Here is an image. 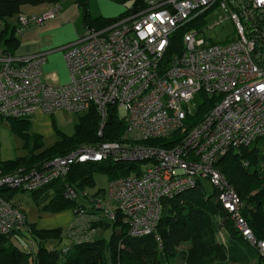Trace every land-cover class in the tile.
Wrapping results in <instances>:
<instances>
[{"label": "built area", "instance_id": "built-area-1", "mask_svg": "<svg viewBox=\"0 0 264 264\" xmlns=\"http://www.w3.org/2000/svg\"><path fill=\"white\" fill-rule=\"evenodd\" d=\"M139 1L124 17L100 29L88 27L66 46L65 83L45 79L44 53L17 56L0 49V117L95 107L103 136L114 107L126 121L127 139L85 143L40 169L19 167L0 174V189H38L66 177L77 163H148L111 179L102 196L69 186L66 195L86 197L94 211L77 209L64 235L74 242L91 241L94 222L119 219L132 236L152 234L163 202L207 178L237 228L264 255V240L256 239L242 214L240 195L217 166L231 148L264 136V0ZM217 11L224 19L213 20ZM56 13L21 15L19 22L23 27L30 19L42 23ZM224 20L237 32L215 40L211 31ZM180 30L181 49L172 53L173 36ZM200 91L216 101L202 120L190 124ZM175 135L170 147L149 143ZM27 223L23 209L0 192V234L26 229ZM34 248L33 243L25 247Z\"/></svg>", "mask_w": 264, "mask_h": 264}, {"label": "trees", "instance_id": "trees-1", "mask_svg": "<svg viewBox=\"0 0 264 264\" xmlns=\"http://www.w3.org/2000/svg\"><path fill=\"white\" fill-rule=\"evenodd\" d=\"M27 1L58 2L60 0H0V24L2 25L0 49L5 52L15 54L14 50L18 45L16 31L20 28H16L8 18L18 13L20 5ZM114 1L120 3L132 1V6L140 3L139 0ZM80 2L84 5V16L88 27L96 29L108 26L124 17L132 7L119 16L94 17L89 12L88 0H80ZM182 33L183 30H180L173 36L172 53L181 49ZM215 101V97L200 91L197 94L196 110L189 117L188 123L194 124L202 120ZM13 119L25 121L27 129L31 123V117ZM99 123L100 116L96 108L92 107L81 116V122L77 125L75 135L65 134L57 141L53 149H45L39 153L34 151L41 144L39 134H36L29 155L14 161H4L0 158V174L13 172L19 167L40 169L49 160L65 155L87 142L127 140L125 137L126 121L119 118L116 108H111L103 136L98 134ZM175 137L176 135L165 139H154L149 143L170 147L177 141ZM263 148L264 136L248 145L231 148L217 162V166L228 182L240 195L243 201L242 214L248 220L257 240H264ZM95 167L115 172L111 180L127 175L133 168L139 167V163L111 159L77 163L66 177L31 191L39 194L46 190L49 196L52 194L47 204L50 210L59 211L72 205L75 211L85 207L88 212H93L89 203L79 201V198L84 196L72 199L66 195V191L69 186L79 191L85 190L83 187L94 182L92 171ZM202 181L203 179L199 180L197 187L163 202V211L157 230L152 234L135 237L129 234L128 226L120 219L115 223L99 220L94 222L95 228L113 225L114 231L109 243L97 237L91 241L74 242L64 235L65 228L54 227L38 230L27 223L26 229L10 235L0 234V264H174L173 261L178 255L177 248L184 242L191 243L189 250L183 252L184 264H264V255L260 248L245 238L237 228L234 219H231L232 214L220 202L218 189L215 187L214 195H208L205 193ZM50 189H53L52 193H49ZM16 190L22 189L5 187L1 188L0 192L9 199V193ZM84 198L86 200V197ZM97 214L99 215V212ZM218 216L223 217L224 221L218 223ZM221 226H225L229 231L230 238L227 241L218 239ZM24 238L30 244L33 243L35 247L33 250L25 249L26 245L20 246L19 241ZM64 238L70 241L59 247L55 245L57 242H63ZM106 249L110 251L109 259Z\"/></svg>", "mask_w": 264, "mask_h": 264}, {"label": "rangeland", "instance_id": "rangeland-1", "mask_svg": "<svg viewBox=\"0 0 264 264\" xmlns=\"http://www.w3.org/2000/svg\"><path fill=\"white\" fill-rule=\"evenodd\" d=\"M133 4L132 1L126 3H120L118 1L109 0V11L110 16H119L122 12L126 11ZM94 11H98L97 7H94ZM104 10L105 7L101 6ZM107 11V10H105ZM107 13V12H106ZM216 16H213V20L224 19L225 16L220 12H215ZM212 36L215 40H225L227 34H236L234 25L229 20H224L222 25H217L213 31ZM216 32V33H215ZM197 99V96H196ZM87 112L83 111L80 113L69 112L66 110L57 111V113H43L42 115L32 118L31 123L28 125V129L25 126V121H17L11 117H0V158L4 161H14L23 157H26L31 153L33 147V141L35 135L39 134L41 144L36 148L35 153H39L45 149H53L57 141L62 138L63 135H75L77 131V125L81 122V116ZM27 124V123H26ZM86 140H88L86 138ZM93 143V142H87ZM85 144V143H84ZM264 149V148H263ZM148 163H140L139 166L146 167ZM136 169L133 168L132 171ZM93 179L94 182L89 184L83 189L89 194L96 196H102L105 194L108 187L110 178L115 173L112 170H102L99 168H93ZM203 186L205 193L208 195H214L215 186L210 179H203ZM53 189L49 190L52 193ZM9 200L18 204L27 214L28 224L33 225L36 229L62 227L69 228L73 223L75 217V210L72 205H68L62 210L53 211L47 206L52 198V194L42 191L36 194L32 191L16 190L9 193ZM79 201L83 203H89V200L84 197H80ZM233 220V218H231ZM217 222L221 223L224 218L221 216L217 217ZM113 225L104 226L96 229V237L103 238L107 243L110 242L113 234ZM230 238L229 231L225 226H221L218 232V239L221 241H227ZM70 240L64 238L63 242H57L56 246H62L68 243ZM20 246L31 245L30 242L24 238L19 241ZM191 243L184 242L177 248L178 255L174 259V264H184L183 252L188 251ZM106 255L109 259L110 251L106 249ZM33 264V263H32ZM242 264V263H232Z\"/></svg>", "mask_w": 264, "mask_h": 264}, {"label": "crops", "instance_id": "crops-1", "mask_svg": "<svg viewBox=\"0 0 264 264\" xmlns=\"http://www.w3.org/2000/svg\"><path fill=\"white\" fill-rule=\"evenodd\" d=\"M108 5L109 0H88L89 12L94 17H111L110 13H108ZM101 6L105 7V9L102 10ZM94 7L98 9L96 13ZM52 9H57L56 15L42 23H37L30 19L29 24L23 27L19 22V16L21 15L32 17ZM84 15V5H82L80 0H60L58 2L27 1L22 3L19 12L8 18L16 28L20 27L16 31L18 45L14 50L15 55L28 56L44 53L46 56L44 65L45 79L54 84L67 82L69 73L65 61V48L69 43L83 35L88 28ZM1 29L2 25L0 24V31ZM43 113L41 111L35 113L31 120Z\"/></svg>", "mask_w": 264, "mask_h": 264}]
</instances>
